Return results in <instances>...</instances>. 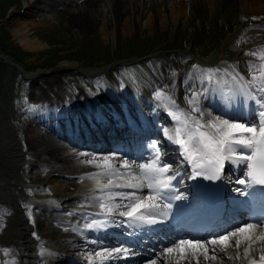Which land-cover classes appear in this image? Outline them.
<instances>
[{
  "label": "rangeland",
  "instance_id": "rangeland-1",
  "mask_svg": "<svg viewBox=\"0 0 264 264\" xmlns=\"http://www.w3.org/2000/svg\"><path fill=\"white\" fill-rule=\"evenodd\" d=\"M59 1L0 0V19L4 18L2 28L5 30V34L0 37V51L8 52L11 49L19 63L33 74L32 80L34 81L32 86L27 87L28 81L23 79L20 73L8 67H6L3 78L0 77V174L4 173L3 169L10 170L12 167L11 164H3V159L10 157L3 144L5 137L8 136L7 131H10V136L16 142L17 150L22 151L21 154L25 158L33 155L47 157L44 151L38 150L45 147V142L41 138L49 139L47 140L49 143L52 141L51 137L49 134L39 132L38 129L33 130L34 133L31 131L35 129L33 128L35 126L28 115L20 114L22 106L29 104L28 109L37 108L44 103L41 101L45 99L51 97L54 100L53 96L58 90L63 93L64 98L75 95V92L88 95L92 90L94 91L93 87L97 86V82L93 78L101 71H111L109 75L113 74V79H116L121 74L120 65L131 63V60L135 58L144 59L141 60L143 62L159 61L163 63L162 57L157 55L162 53H175L186 74H197L200 80L209 69L216 70L214 79L219 76L232 77L236 73V67L242 66L241 58H248L255 65L262 63L258 57L245 55V53L250 52L249 48L257 45L255 41L257 38L264 40V33L257 28L259 25H264V12L257 13L246 10L241 7L239 1L229 5L227 0H205L203 4L199 0L195 2L189 0L190 7L185 12L186 14L170 18L164 28L150 30L135 21L134 26L137 29L135 33H124L120 27L107 22L104 24L107 28L105 38L99 34V28L105 20L102 19L99 22L97 19V25L93 31L90 29L83 31L71 27V23L65 20L66 16L57 6ZM67 1L69 3L71 0ZM76 1L78 5L82 2L81 0ZM154 15V12H150V16L154 17ZM226 23L229 26H226ZM21 24L28 25L24 29L28 32V37L38 39L44 48L27 51L20 47L21 36L16 35L14 30L21 27ZM254 29L258 30V37L251 36L247 40L241 39L243 34L251 30L254 31ZM112 30L113 37L111 39L109 32ZM235 33L236 35H234ZM174 36L175 40L173 41ZM200 39L201 42L198 41ZM232 42L235 43L238 51L232 50ZM10 43L12 48L8 46ZM187 53L194 54L197 58L201 57L206 67L201 68L188 62L187 60L191 58H185ZM148 57L150 59H147ZM183 60L188 64L187 69L183 66ZM67 64H74L76 67L69 66L68 70H64L67 68L65 67L68 66ZM139 66V69L144 71V66L142 64ZM1 67L3 68V66ZM9 69L10 71H8ZM92 69L99 71L93 72L95 74L90 76L86 75V71ZM127 71L137 81L139 78L136 74L139 71L137 67ZM246 73L252 74L249 69ZM142 74L143 72L140 73V75ZM143 76L146 78L144 79L146 82L153 79L149 71H144ZM101 77L102 79L100 76L98 77L100 78V87L107 90L105 82L108 83V78L105 74ZM187 78L189 77L184 79ZM30 134H35L36 139H40V143L33 144L29 137ZM29 151L30 153H28ZM35 151L38 152L33 153ZM42 160L53 161L55 159L42 158ZM13 165L16 170V178L5 188L7 192L22 196L21 199L25 201L21 206L24 219L29 223L31 229L36 230V221L40 213L37 212L36 205L31 202L41 196L58 199L66 194L58 193L55 196L50 193V186L44 188L46 190L16 188V181L31 186L43 184L44 182L35 183L28 177L37 174L45 178L49 171L46 167L30 174L29 163L26 161L17 165L13 163ZM29 208L31 209V219L29 218ZM50 211H55L54 215H62V213L56 212V207H51ZM45 214L47 213L45 212ZM42 217L45 218L44 215ZM43 224H47L45 220ZM72 253L75 254L73 251Z\"/></svg>",
  "mask_w": 264,
  "mask_h": 264
},
{
  "label": "bare ground",
  "instance_id": "bare-ground-1",
  "mask_svg": "<svg viewBox=\"0 0 264 264\" xmlns=\"http://www.w3.org/2000/svg\"><path fill=\"white\" fill-rule=\"evenodd\" d=\"M81 4L74 5L73 1L68 4L67 0H60L57 6L60 7V11L64 13L65 20L68 23H71V27L79 28L83 31L90 29L94 30L97 25V19L105 20L103 24L99 28V34L105 38L106 37V26L105 23H113L117 27H120L122 31L135 33L137 31L134 26V22H140V25H143L146 29L153 30V28L160 29L161 27H165L168 20L171 18H175V15H179L180 17L186 14L188 7H190L189 0H81ZM195 2L196 0H191ZM201 4L204 3L205 0H199ZM241 2V7L245 8L249 11H256L257 13L264 12V0H227L229 5H233L234 2ZM150 12H154V17L150 16ZM173 21V20H171ZM101 24V23H100ZM27 24H21V27H18L14 30L16 35L21 36L20 47L23 50L27 51H37L38 49L44 48L42 43L34 38H29V34L27 31H24L27 28ZM260 31L264 33V26L260 27ZM258 30L254 29L243 34L246 39H249L251 36L253 37ZM111 39L113 37V30L109 32ZM236 35V33L234 34ZM257 45L253 48H249V51H260L264 50V40L257 38L255 40ZM114 42V40H113ZM116 44V42H115ZM231 48L233 51H238L234 42L231 44ZM162 58H165V64L176 71V73L168 74L166 70L163 71V75L158 78L160 85H165L169 83V86L166 87L165 93L168 94L172 99L175 100V105L173 106L168 100L165 99H154L158 101L160 106L165 105L163 108L167 107L168 110H182L183 112L189 113L190 115L195 116L196 118H200L201 114H203V119L208 120L203 112H207L205 109V100L215 108H219L220 110H231V108L236 104L240 106L242 103L241 97L244 96V92L240 87L241 83H246L251 80V75L246 74V71L249 69V63L251 60L248 58H241L242 66H240L241 77H244V81L241 82L238 80V84L235 87L225 85L223 80H221L222 89H214L213 92L208 94L204 93V87L200 81L196 78H191L188 81H184V69L177 62V58L172 56L171 53L165 54H157ZM134 60H137L135 58ZM253 62V61H252ZM251 62V63H252ZM253 64V63H252ZM68 66L64 70H68L69 66L76 67L74 64H67ZM93 72H98V69H92L86 71V75H92ZM84 74V73H83ZM123 79V77H122ZM121 81V85L126 87L130 93L134 94L133 87L124 81ZM176 83L175 88H172V83ZM158 83V81H156ZM155 84V83H153ZM146 89H149V86H145ZM202 88V89H201ZM253 88V87H252ZM159 89H163L162 87L157 88L156 92ZM198 91L202 93L199 99V112L192 113L191 108L187 103L186 97H191L194 91ZM203 90V91H201ZM80 93L78 96H75L76 99L80 100L83 95ZM214 95V98L207 97L209 95ZM69 98V96H68ZM64 98L63 93L58 90V92L53 96V99L60 103L63 107L67 102L66 108L71 105L76 104L71 97ZM213 102H212V101ZM45 102H49V99H45ZM107 101L105 100V103ZM103 103V101H102ZM147 102H145L146 104ZM104 104V103H103ZM237 106H234L235 109ZM66 112V110H62ZM159 111V109H158ZM163 111V110H162ZM70 111H68L69 113ZM144 112L143 114H145ZM146 116V115H145ZM170 116V115H169ZM47 118H53V116H48ZM155 118H159L155 116ZM172 119V117H170ZM173 120V119H172ZM47 121V120H46ZM48 120L47 122L50 123ZM242 121V120H237ZM252 121V120H251ZM174 125L177 126V122L174 121ZM35 129H37L36 125H34ZM35 129L31 131L34 133ZM34 130V131H33ZM90 131H94L90 128ZM8 136L5 137L4 146L10 157L3 159V164H11L12 166L10 170L3 169L4 173L0 174V264H11L14 260L15 264H67L70 263L64 256L70 255L71 252L77 253V258L88 261V254H92L93 259H97L95 257V253L97 251H102L101 248L104 244L109 242V238L106 240H87L83 233L76 229V222H82L81 220H85L88 222L90 216L92 218L95 217V213L99 211L98 207L95 206V203L87 199L90 195H92V189L94 181H85L81 180L80 175L86 174L89 172H94L96 169L93 166L81 164L82 160L80 156L77 154L73 148L64 147L57 142L50 141L47 142V138H41L45 142V147L38 151H44L47 157H38L33 155L32 157L25 158V156L21 153L22 151H18L16 147L15 140L10 136V131H7ZM30 140L33 144L40 143V139H36L35 134L29 135ZM3 141V140H2ZM31 143V144H32ZM169 143V142H167ZM121 145V144H120ZM35 151L33 153H36ZM30 153V151L28 152ZM78 156L76 158V156ZM42 158L55 159L53 161H44ZM181 159L183 157H180ZM89 159V158H86ZM84 159V160H86ZM29 163L30 174H33L35 170H41L44 168H50V172L46 175L45 178L40 177L37 174H33L30 178L35 181V183H40L43 181H49L51 185L49 187L50 192L55 196L58 193H65L66 195L60 196L58 200H61V203H58L56 199H45L44 197L37 198L33 200L31 203H36L37 206L41 209L47 208L48 205H54L58 208H71V212H65L61 216H57L54 214L47 213L45 220L47 224H43L44 220L38 218L36 221L37 229H31L29 223L24 219V216L21 211L22 206V196L17 193L7 192L6 186L10 184V182L14 181L16 178V170L14 168L13 163L16 165L22 162ZM9 166V167H10ZM245 165H236L230 164L228 167V173L238 175V172L243 169ZM192 170L191 165L186 164L184 170L183 179L189 177V171ZM57 176L58 178L54 179ZM61 177V178H60ZM48 179V180H46ZM233 180L236 181L237 178L226 179V183L228 182L229 189V197L232 199L240 198L243 199V195L235 193L240 186L233 183ZM184 181V180H182ZM24 184L23 182L16 181L15 186ZM183 186V183L182 185ZM146 190L144 189V192ZM51 198V197H50ZM80 200L78 203H73V200ZM87 200V201H85ZM83 211L84 215H81L79 218L73 213V211ZM92 214V215H89ZM168 217V212L166 220ZM114 220H123L122 217H114ZM160 223L152 225L153 228L158 227ZM233 229H229L226 232H230ZM225 232V233H226ZM33 233H36L38 238H33ZM93 238V237H92ZM51 241H48V240ZM41 246H45V253L41 255ZM258 247V245H257ZM10 249L11 253L9 255H4L2 250ZM232 255H235V249L228 250ZM243 249L241 248V254ZM217 255L220 257L223 264H246L244 261H236V260H228L227 256L223 253L217 252ZM256 258H258V253H254ZM81 256V257H79ZM120 261V259H119ZM202 261V257H201ZM127 263L135 264L136 259L126 260ZM126 262H110L109 264H119ZM95 263H99L95 262ZM104 264H108L104 261ZM158 264H162V262H158ZM203 264V261H202ZM208 264H213L212 261H209ZM217 264H220L218 261Z\"/></svg>",
  "mask_w": 264,
  "mask_h": 264
},
{
  "label": "snow or ice",
  "instance_id": "snow-or-ice-1",
  "mask_svg": "<svg viewBox=\"0 0 264 264\" xmlns=\"http://www.w3.org/2000/svg\"><path fill=\"white\" fill-rule=\"evenodd\" d=\"M245 55L258 57L259 65L249 63L251 80L241 83L248 99L255 102L257 117L254 121L231 120L215 117L204 120L203 114L196 118L182 110L169 111V115L177 122L172 134L166 135L179 146L180 155L192 167V178L203 176L204 179H220L226 163L246 165V179L238 183L250 187L252 184L264 186V50L246 52ZM194 68L197 66H193ZM216 70H206L205 79L212 81ZM257 72L259 75H257ZM243 82L244 77L232 75V80ZM251 85L254 91H247ZM200 93L193 92L186 97L192 113L199 112ZM155 97L168 100L173 106L175 100L163 90H158ZM150 148L152 156L146 163L137 164L118 153L88 154L81 160V164L93 166L96 171L86 173L81 177L94 181L92 195L87 199L95 203L99 211L84 225L87 230H100L110 226L126 225L128 228H140L145 225L161 223L167 216L164 210L171 208V203H164L172 199V181L180 175L179 166L174 167L163 159L165 155L154 141ZM147 189V194L144 193ZM240 191V189H237ZM176 200L183 197L176 195ZM92 215V214H89ZM123 220L114 221V217ZM31 219V209L29 208ZM35 236L36 234L33 233ZM38 238V237H37ZM258 245V247H257ZM235 249V255L228 250ZM241 248L243 249L241 254ZM41 255L45 249L41 248ZM4 255L11 253L10 249L2 250ZM217 252L223 253L228 260L244 261L246 264H264V217L242 224L238 228L226 232L207 241L179 238L171 241L155 253L154 258L146 264H223ZM131 253L129 247H120L97 251L95 257L99 264L112 259H126ZM258 253V258L254 255ZM134 255V253H132ZM202 257V261H201ZM89 264H93L92 254H88ZM8 264V262H6ZM11 264H15L13 260Z\"/></svg>",
  "mask_w": 264,
  "mask_h": 264
},
{
  "label": "trees",
  "instance_id": "trees-1",
  "mask_svg": "<svg viewBox=\"0 0 264 264\" xmlns=\"http://www.w3.org/2000/svg\"><path fill=\"white\" fill-rule=\"evenodd\" d=\"M0 43H1V41H0Z\"/></svg>",
  "mask_w": 264,
  "mask_h": 264
}]
</instances>
